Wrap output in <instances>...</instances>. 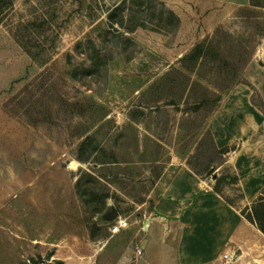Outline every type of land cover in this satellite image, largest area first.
<instances>
[{
	"label": "rangeland",
	"instance_id": "rangeland-1",
	"mask_svg": "<svg viewBox=\"0 0 264 264\" xmlns=\"http://www.w3.org/2000/svg\"><path fill=\"white\" fill-rule=\"evenodd\" d=\"M122 3L124 24L115 12L112 27ZM259 50L264 0H15L0 17V264L118 253L106 252L107 222L77 180L87 200L105 198L102 216L112 207L141 226L151 205L136 210L112 190L141 201L155 183L143 168L154 176L170 147L191 150Z\"/></svg>",
	"mask_w": 264,
	"mask_h": 264
},
{
	"label": "crops",
	"instance_id": "crops-1",
	"mask_svg": "<svg viewBox=\"0 0 264 264\" xmlns=\"http://www.w3.org/2000/svg\"><path fill=\"white\" fill-rule=\"evenodd\" d=\"M242 78L264 102V50L253 53ZM251 95V88L237 83L206 120V131L216 147L235 150L228 154L227 165L243 191L241 209L228 205L213 192L212 179L198 177L188 166L201 134L183 154L170 147L169 160L154 176L152 169L143 168L144 184L155 183L147 184L150 190L141 201L121 189L112 190L113 198L136 204V210L151 207L140 217L142 225L147 221L146 231H141L133 213L121 215L117 210L118 216L128 219L129 227L115 235L102 232L112 243L113 250L106 252H118L107 256L104 264H264V234L241 214L264 188V114L251 103ZM136 247L142 251L139 256ZM231 257L233 261L228 262Z\"/></svg>",
	"mask_w": 264,
	"mask_h": 264
},
{
	"label": "trees",
	"instance_id": "trees-1",
	"mask_svg": "<svg viewBox=\"0 0 264 264\" xmlns=\"http://www.w3.org/2000/svg\"><path fill=\"white\" fill-rule=\"evenodd\" d=\"M15 0H0V17L9 9L14 6ZM126 8V3H122L115 7L108 15L110 20V26L113 27V15L115 12L122 13L121 21H115V24L123 26L124 16L123 12ZM131 30V29H129ZM96 46L89 42L90 55L89 59L91 65L86 70L87 75L93 74V68H95V61L97 60L98 51ZM200 50H196L194 55H199ZM94 61V62H93ZM74 79L78 78L77 69L73 71ZM238 83L247 85L252 90V95L250 98L251 103L264 114V102L262 101L257 90L244 78H242ZM234 150V149H233ZM232 151V149L224 148L218 149L215 145L213 137L210 131H206L201 139L199 140L194 153L189 156L187 160L188 166L191 168L193 173L198 177L203 179H212L213 192L218 194L223 200L230 206L241 209V202L244 199L243 191L239 185V179L237 175L231 170L227 165V156ZM81 178L76 182V188L78 194L84 202L85 206L95 215L96 223L99 224L103 222L102 213L106 207V200L103 197H99L96 191H91V200L85 198L83 191L80 189ZM108 195H106L107 197ZM241 214L245 217L247 221L254 224L257 229L264 234V188L261 190L257 199L251 204L250 207L241 210ZM99 229L96 227L93 229L91 237L94 238L98 233ZM55 264H63L62 262H56Z\"/></svg>",
	"mask_w": 264,
	"mask_h": 264
},
{
	"label": "built area",
	"instance_id": "built-area-1",
	"mask_svg": "<svg viewBox=\"0 0 264 264\" xmlns=\"http://www.w3.org/2000/svg\"><path fill=\"white\" fill-rule=\"evenodd\" d=\"M234 152L235 150L230 151V153H234ZM105 226L107 227V230L111 234L115 235V234H118L121 230L127 229L129 227V222L127 218L118 216L113 222L106 223ZM147 226H148L147 221L143 225L141 223V231H146ZM135 251L138 256L142 254V251L139 247H136ZM225 258L227 259V256ZM231 261H233V257L228 259V262H231Z\"/></svg>",
	"mask_w": 264,
	"mask_h": 264
},
{
	"label": "water",
	"instance_id": "water-1",
	"mask_svg": "<svg viewBox=\"0 0 264 264\" xmlns=\"http://www.w3.org/2000/svg\"><path fill=\"white\" fill-rule=\"evenodd\" d=\"M105 222H113L118 217V212L115 208H112L109 212L105 213L103 216Z\"/></svg>",
	"mask_w": 264,
	"mask_h": 264
}]
</instances>
